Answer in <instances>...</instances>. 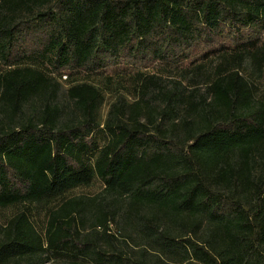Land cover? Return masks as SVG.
<instances>
[{
  "label": "trees",
  "instance_id": "16d2710c",
  "mask_svg": "<svg viewBox=\"0 0 264 264\" xmlns=\"http://www.w3.org/2000/svg\"><path fill=\"white\" fill-rule=\"evenodd\" d=\"M10 208L0 264H264V0H0Z\"/></svg>",
  "mask_w": 264,
  "mask_h": 264
},
{
  "label": "rangeland",
  "instance_id": "374dc122",
  "mask_svg": "<svg viewBox=\"0 0 264 264\" xmlns=\"http://www.w3.org/2000/svg\"><path fill=\"white\" fill-rule=\"evenodd\" d=\"M216 66H217L216 62L208 65L206 74L213 73ZM147 73L151 75H157V76L163 77L166 80L168 79L183 80L180 78V76L175 75V74H167L164 76L163 74H159L155 71H147ZM60 82L63 85V90H66L69 87L65 79H63ZM78 82L90 83L98 87L102 91L104 100H103V104L99 111V117H100L99 120H101V122L103 123L105 122L107 118L108 112L110 110V105H112L116 101L117 96L122 95L128 100L129 103L135 102L137 98L136 97L137 83L129 78H124V77L122 79H116V78L115 79H110V78L109 79H96L95 78V79H90V80L80 79V81ZM98 138L101 144L105 142V137L103 134H99ZM102 189H103L102 183L96 181L89 187L79 188L77 190H74L72 195L73 196L75 195L94 196V195L99 194L102 191ZM17 211H18L17 208L0 210V223L5 224L14 214L17 213ZM46 211H47V206H42L34 210L35 224L40 231L44 230L45 225H46V220H45Z\"/></svg>",
  "mask_w": 264,
  "mask_h": 264
}]
</instances>
